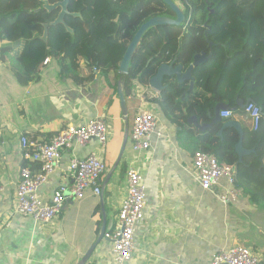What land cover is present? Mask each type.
I'll return each instance as SVG.
<instances>
[{"label":"crops","instance_id":"1","mask_svg":"<svg viewBox=\"0 0 264 264\" xmlns=\"http://www.w3.org/2000/svg\"><path fill=\"white\" fill-rule=\"evenodd\" d=\"M4 44L0 38V188L4 189L0 194V264H80L98 240L104 218L106 232L114 229L132 166L145 179L148 206L146 219L136 231L137 249L127 264H211L218 251L235 246L251 249L264 264V204L243 192L239 202L224 204L195 178V140L202 132L189 125L188 119L196 116L171 122L153 100L144 109L157 114L161 136H154L150 151L134 154L131 131L140 103L131 120L128 110L135 108H128V101L138 100L141 87L137 82L133 96L125 97L127 114L119 96L121 82L115 77L99 71L88 85L76 84L61 74L52 57L45 60L38 81L22 86L11 71L17 47L6 54L1 52ZM145 90L157 95L155 99L160 96L153 89ZM238 104L229 111H237ZM209 116L213 121L215 110ZM97 117L107 122L106 148L102 150L93 140L86 147L66 151L40 192L49 200L59 185L71 184L70 161L95 153L107 168L103 195L88 193L83 200L68 204L59 219L46 226L17 214L15 193L24 164L21 138L45 144L66 127ZM230 121L242 122L240 118ZM35 165L40 166L32 162L27 166L34 169ZM113 260L111 245L102 240L86 264H114Z\"/></svg>","mask_w":264,"mask_h":264},{"label":"trees","instance_id":"2","mask_svg":"<svg viewBox=\"0 0 264 264\" xmlns=\"http://www.w3.org/2000/svg\"><path fill=\"white\" fill-rule=\"evenodd\" d=\"M48 1L55 4L60 0ZM178 1L183 5L184 22L149 29L125 76L119 74V66L141 26L156 17L175 18L164 0H70L65 25L50 26L47 42L42 40L45 25L52 23L60 10L49 13L40 0H0V38L5 43L1 52L10 54L17 47L11 71L22 86L38 81L45 60L52 57L61 74L76 84L88 85L95 75L93 68L98 67L122 81L125 97L133 96L136 82L141 88L148 87L162 65L174 63L186 72L195 56L205 53L206 62L192 72L193 91L190 82L165 77L166 88L154 99L164 115L171 122H186L196 116L200 123L209 124V115L219 103L234 109L239 100L249 99L264 114V0ZM73 13H80L83 19ZM208 26L212 32L206 36ZM238 118L244 130V148L255 151L241 164L236 152L240 135L225 127ZM196 151L235 167L237 186L264 204V118L255 130L245 110L238 109L231 118L200 134L195 140ZM27 165L24 162L22 167ZM39 170L35 165L34 171Z\"/></svg>","mask_w":264,"mask_h":264},{"label":"built area","instance_id":"3","mask_svg":"<svg viewBox=\"0 0 264 264\" xmlns=\"http://www.w3.org/2000/svg\"><path fill=\"white\" fill-rule=\"evenodd\" d=\"M95 70H97L95 68ZM157 95L140 89V109L134 118L131 131V149L134 154L151 150L154 136L158 132V117L155 112L144 109ZM245 112L258 130L263 121L262 109L253 102ZM231 111H224L221 117L228 119ZM93 140L104 150L109 140L105 118L89 120L81 126H68L45 144H36L27 137L21 138L23 160L38 163L40 170L34 172L30 166L22 167L15 193L16 213L30 218L38 225H50L60 217L70 203L83 200L88 193L102 196V178L107 168L100 155L92 153L83 159H73L68 165L70 185H59L47 200L40 188L47 184L60 164L63 154L74 146H88ZM193 169L197 182L205 191L213 192L224 204L239 202L242 190L237 186L238 178L233 166L220 164L211 154L197 151L193 156ZM127 196L117 214V223L112 231L105 232L103 240L111 245L114 264H127L137 249L136 231L146 219L148 206L147 185L141 171L132 166L127 173ZM4 191L0 188V194ZM211 264H262V259L251 249L235 246L218 251Z\"/></svg>","mask_w":264,"mask_h":264},{"label":"water","instance_id":"4","mask_svg":"<svg viewBox=\"0 0 264 264\" xmlns=\"http://www.w3.org/2000/svg\"><path fill=\"white\" fill-rule=\"evenodd\" d=\"M40 1L44 4L43 8L45 10H47L49 13L56 11V10H60V13L57 16V18L52 23L45 25V31H44V35L42 37V40L47 42L48 41V34H49L48 29L50 26L65 25V18L69 14L68 6H69L70 0H60L59 2H57L55 4H51L48 0H40ZM164 2L175 13V18L156 17V18H152L151 20L147 21L145 24H143L141 26V28L139 29V31L135 35L134 39L130 43V45H129V47H128V49H127V51H126V53H125V55H124V57L120 63L118 72L121 76L128 75L129 69H130V64H131V61L134 57V54L137 51L138 45L140 44L143 36L145 35V33L149 29H151L153 27H157V26H164V25L180 26L184 22L185 15L183 13V10L176 3H174L172 0H164ZM72 15L75 18L83 19L82 15L80 13H73ZM67 31L70 34L74 35V31L71 28L67 27ZM211 32H212V30L208 26L207 31H206V36H209V34H211ZM206 59H207V56L205 53L197 54L194 58L193 64L188 68V70L186 72H184L182 66H174V63L162 65L159 68L156 76H154L151 79L150 84H149L150 88L159 92L160 94H162L166 88L164 85L165 77H176V79L180 83L189 81L190 82V91H193L194 87H195V80H194V77L192 75L193 69L195 67H197L198 65H201L204 62H206ZM122 86H123V84L121 81V86L119 87V96H120L121 106H122L123 112L125 114H127L126 98H125ZM250 102H252V100H250V99L247 100L246 102L239 101L237 109H245L247 104ZM229 110H231V109L227 105L218 104L215 108V117L213 118L212 124L199 125L196 117L189 118L188 124L193 125L197 130H199L203 133L207 129L211 128L214 123L222 121L223 119L220 117V114L224 111H229ZM225 127H231V128L236 129L237 132L239 133L240 137H241L239 143L237 144L236 151H237V154H238L239 159H240L239 163H242L243 158L245 156L250 155V154L254 153L255 151L254 150H246L244 148V146H243L244 131L242 129V126L238 122L228 121L225 124ZM222 135H223V132L220 131L219 136H222ZM124 150H125V146L122 149L121 157L123 155ZM262 167H263V165H262ZM105 232H106V219L104 218L101 234H100L98 240L93 244V246L90 248V250L86 253V255L81 260L80 264H86L89 261V259L94 254L95 250L97 249V246L103 240Z\"/></svg>","mask_w":264,"mask_h":264},{"label":"rangeland","instance_id":"5","mask_svg":"<svg viewBox=\"0 0 264 264\" xmlns=\"http://www.w3.org/2000/svg\"><path fill=\"white\" fill-rule=\"evenodd\" d=\"M176 1H177V3L180 4V2L178 0H176ZM180 5L183 8V5L182 4H180ZM139 103L140 102H139V100H137V98H134V99L128 101V108H131V107H134L135 108L134 110H128L129 111V117H130L131 120H132L133 115L136 113V108L139 107ZM58 219H56V220H58Z\"/></svg>","mask_w":264,"mask_h":264},{"label":"clouds","instance_id":"6","mask_svg":"<svg viewBox=\"0 0 264 264\" xmlns=\"http://www.w3.org/2000/svg\"><path fill=\"white\" fill-rule=\"evenodd\" d=\"M95 68L97 69V70H95ZM99 71H101L98 67H94L93 68V73H97V72H99ZM148 88L149 89H151L150 88V85L148 86ZM141 89H145V88H141ZM140 90V89H139ZM157 92V91H156ZM159 93V92H158ZM245 110V109H244ZM221 115V114H220ZM222 118V117H221ZM231 118V117H230ZM224 119V118H223ZM24 162H26V161H24ZM29 163V162H28ZM22 169V168H21ZM34 170V169H33ZM21 172V171H20ZM35 172V171H34ZM36 173V172H35Z\"/></svg>","mask_w":264,"mask_h":264}]
</instances>
